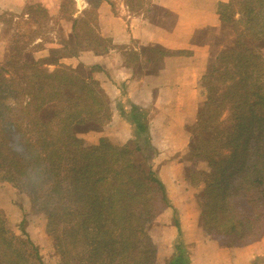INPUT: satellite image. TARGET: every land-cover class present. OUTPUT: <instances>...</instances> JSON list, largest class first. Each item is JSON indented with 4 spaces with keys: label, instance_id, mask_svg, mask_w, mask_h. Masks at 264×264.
Here are the masks:
<instances>
[{
    "label": "trees",
    "instance_id": "1",
    "mask_svg": "<svg viewBox=\"0 0 264 264\" xmlns=\"http://www.w3.org/2000/svg\"><path fill=\"white\" fill-rule=\"evenodd\" d=\"M86 1L75 18V1L61 0L73 35L41 59L34 54L42 45L34 43L50 31L46 8L30 5L17 20L0 65V175L44 216L60 264H157L149 230L171 204L153 168L149 111L133 103L128 114L120 110L133 128L128 143H88L81 136L102 131L112 116L111 99L93 76L101 69L60 64L113 48L98 24V8L109 0ZM124 2L134 14L153 10L150 0ZM217 14L220 31L199 81L205 100L187 126L192 165L184 175L202 187L200 228L222 248L246 247L264 236V0L219 3ZM118 49L135 78L147 69L157 73L168 57L190 55L135 42ZM23 225V237L14 235L0 211V264H45ZM174 225L182 236L178 220ZM189 263L178 240L167 264Z\"/></svg>",
    "mask_w": 264,
    "mask_h": 264
},
{
    "label": "crops",
    "instance_id": "2",
    "mask_svg": "<svg viewBox=\"0 0 264 264\" xmlns=\"http://www.w3.org/2000/svg\"><path fill=\"white\" fill-rule=\"evenodd\" d=\"M74 1V17L79 18L89 4L86 0ZM229 1L150 0L153 10L149 15L144 12L146 9L140 14L131 13L124 0L105 1L98 8L99 32L103 38L111 40L113 48L100 54L87 50L60 60V64L72 68L98 66L101 69L93 76L111 99L112 116L111 121L98 133V138H108L119 146L128 143L133 137V128L120 110L124 109L128 114L131 103L141 107L150 106L148 132L151 145L157 152L153 168L165 185L171 204L163 211L167 227L157 242V263L160 259L169 261L174 255L171 247L177 238L178 229L167 219L177 210H183L182 200L191 190L183 174L189 166L187 155L190 134L187 126L196 122L201 105L198 82L209 61L208 42H212L220 31L218 4ZM109 3L115 4L116 14ZM34 4L45 7L50 17L46 24L50 31L34 43H41L45 49L34 54L36 59L46 57L48 50L61 49L62 44L72 37L73 24L62 18L61 0H0V65L6 59L17 20L28 6ZM165 12L171 15H165ZM5 26L8 27L7 35H3ZM198 34L203 43L201 38L195 40ZM132 42L137 47L159 46L173 52L188 51L190 55L168 57L157 73H150L151 70L147 69L141 78H135L132 69L125 65L123 52L118 49ZM220 46L222 48V44ZM50 69L54 67L50 66ZM27 209L29 207L25 205ZM197 211L200 213V210ZM18 216L20 218L21 210H17ZM180 227L182 233L186 231L181 224ZM198 230L196 234L200 235L203 230ZM32 233L33 230L30 239L35 243L38 237H32ZM208 238L206 236L202 243L198 241L194 248L185 247L189 264H253L257 260L262 264L260 259H264V236L252 245L236 248H221L216 241Z\"/></svg>",
    "mask_w": 264,
    "mask_h": 264
},
{
    "label": "rangeland",
    "instance_id": "3",
    "mask_svg": "<svg viewBox=\"0 0 264 264\" xmlns=\"http://www.w3.org/2000/svg\"><path fill=\"white\" fill-rule=\"evenodd\" d=\"M116 1H120V0H116ZM16 26H17V23H16ZM7 29L8 27L5 26L3 29V35H7L6 34ZM14 30L16 31V29ZM8 35L10 34L8 33ZM200 38L201 36L198 34L195 40L199 41ZM200 41L203 43L202 38L200 39ZM207 41H210V39H208ZM208 43H209L208 51L210 53L211 52L210 46L213 43L212 42H208ZM48 54L49 53L47 52V55ZM208 63H207V67H208ZM202 76L199 78V81L201 80ZM198 85H199L198 87L199 100L201 101V104H202V102L205 100L206 91L203 87L200 86L199 82H198ZM143 108L149 109L150 106H144ZM98 133L99 132L91 131V132L83 134L81 137L85 139L88 143H98V141L101 139V138H98L99 136ZM188 165L191 166L192 164L188 162ZM197 167L199 169L203 168L201 164L197 165ZM187 183L191 187V190H189L190 192L184 195V200H182L183 210H179V211L177 210L176 212H174V214L170 216V218H168L169 220L167 219V221L168 222L170 221L172 225H174L173 224L174 220H178L181 226H183L184 229L186 230L185 232L182 233V236L179 237L177 235V238L173 242V245L171 247L173 249H174L175 243L178 240H180V242L183 243V246H185L186 248H194L197 246L198 241H201L200 243H202V241L205 240V237L208 236L204 231H202L203 233L201 232L200 235L196 234V232L199 231L198 229H201L198 223L200 213H198L199 211H197V209L198 210L200 209H199V206L196 205L197 204L196 196L202 190V187L192 186L189 183V181ZM25 205H27L29 209L25 210ZM17 210H21L20 218L19 216L17 217ZM0 211L5 217V219L7 220L8 227H9L8 229L11 232H13L14 235L18 237H23V233L20 228L21 223L23 221H24L23 226L26 231L27 237L29 238L31 237V231L33 230L32 237L35 238L37 236L38 239L35 238V241L37 242V244L39 243L38 245L35 244L36 242L34 244L38 247L41 259L45 264H60V258L54 249L52 238L46 233V230H45L46 221H45L44 216L38 212H34L32 210L31 202L29 198L26 195L21 194L14 187L13 184L3 181L1 175H0ZM163 213L156 219V221L154 222V224L151 226L149 230V234L152 236V238L154 239V242L157 245H158L157 242L162 232L164 231L165 227H167L166 223L164 222L165 215H163ZM31 223L33 224L31 225ZM27 232H30V233L27 234ZM167 262L168 260L160 259L159 263L157 264H167ZM260 262L263 263L264 259H260Z\"/></svg>",
    "mask_w": 264,
    "mask_h": 264
}]
</instances>
